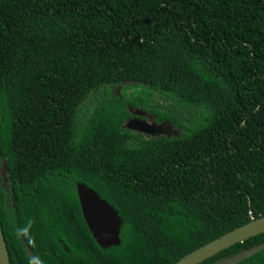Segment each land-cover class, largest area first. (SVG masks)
<instances>
[{
	"label": "trees",
	"instance_id": "16d2710c",
	"mask_svg": "<svg viewBox=\"0 0 264 264\" xmlns=\"http://www.w3.org/2000/svg\"><path fill=\"white\" fill-rule=\"evenodd\" d=\"M131 109L178 136L125 128ZM4 160L11 264H174L263 217L264 0H0ZM78 184L120 244L94 238Z\"/></svg>",
	"mask_w": 264,
	"mask_h": 264
},
{
	"label": "water",
	"instance_id": "95a60500",
	"mask_svg": "<svg viewBox=\"0 0 264 264\" xmlns=\"http://www.w3.org/2000/svg\"><path fill=\"white\" fill-rule=\"evenodd\" d=\"M131 112L145 116L146 112L136 110ZM125 128L142 133L151 137L178 136V131L170 123H150L148 120L130 119L126 121ZM0 176L4 183H7L6 161L0 168ZM78 195L83 212L84 219L92 232L94 238L103 247L116 246L120 244L121 219L118 213L90 188L83 184H78ZM264 233V216L253 219L251 222L237 227L236 229L222 235L221 237L203 245L202 247L187 254L174 264H201L204 261L216 256L220 252L246 240ZM264 250V243L244 250L236 255L216 261L211 264H239L253 255ZM31 255V252L28 250ZM0 264H11L7 242L5 240L3 228L0 224Z\"/></svg>",
	"mask_w": 264,
	"mask_h": 264
},
{
	"label": "flooded vegetation",
	"instance_id": "af4514ba",
	"mask_svg": "<svg viewBox=\"0 0 264 264\" xmlns=\"http://www.w3.org/2000/svg\"><path fill=\"white\" fill-rule=\"evenodd\" d=\"M136 110H140V109H132V111H136ZM130 119H142V120H145L146 119L150 123H154L155 122V118L152 115L148 114L147 112H146V115L145 116H143V115L142 116H139V115H136V114L132 113V117H130ZM147 138H149V137H147ZM4 185H5V187L8 190V188L10 187L9 180H8L7 183H4Z\"/></svg>",
	"mask_w": 264,
	"mask_h": 264
},
{
	"label": "clouds",
	"instance_id": "9594fccd",
	"mask_svg": "<svg viewBox=\"0 0 264 264\" xmlns=\"http://www.w3.org/2000/svg\"><path fill=\"white\" fill-rule=\"evenodd\" d=\"M18 235H23L27 238L28 230L27 229L18 230ZM28 242H29V244L33 243V241L31 239H29ZM30 264H35V259H33V262H30Z\"/></svg>",
	"mask_w": 264,
	"mask_h": 264
}]
</instances>
